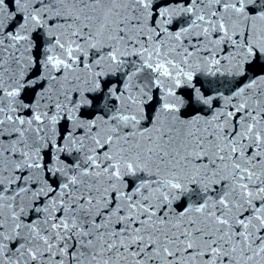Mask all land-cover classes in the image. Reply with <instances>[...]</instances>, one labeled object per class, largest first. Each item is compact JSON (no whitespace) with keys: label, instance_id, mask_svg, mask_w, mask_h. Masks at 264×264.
I'll return each instance as SVG.
<instances>
[{"label":"snow or ice","instance_id":"snow-or-ice-1","mask_svg":"<svg viewBox=\"0 0 264 264\" xmlns=\"http://www.w3.org/2000/svg\"><path fill=\"white\" fill-rule=\"evenodd\" d=\"M0 264H264V0H0Z\"/></svg>","mask_w":264,"mask_h":264}]
</instances>
